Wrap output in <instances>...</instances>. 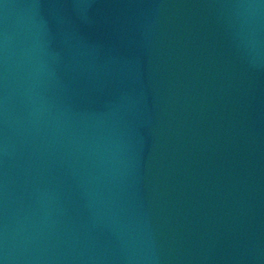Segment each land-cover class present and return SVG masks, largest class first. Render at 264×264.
<instances>
[{"label":"water","instance_id":"95a60500","mask_svg":"<svg viewBox=\"0 0 264 264\" xmlns=\"http://www.w3.org/2000/svg\"><path fill=\"white\" fill-rule=\"evenodd\" d=\"M0 264H264V0H0Z\"/></svg>","mask_w":264,"mask_h":264}]
</instances>
